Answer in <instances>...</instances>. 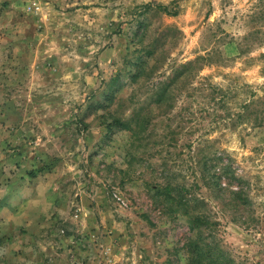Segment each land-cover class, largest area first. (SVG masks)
<instances>
[{
    "label": "rangeland",
    "instance_id": "374dc122",
    "mask_svg": "<svg viewBox=\"0 0 264 264\" xmlns=\"http://www.w3.org/2000/svg\"><path fill=\"white\" fill-rule=\"evenodd\" d=\"M214 155L255 221L220 253L264 264V0H0V264H188L156 191L216 212Z\"/></svg>",
    "mask_w": 264,
    "mask_h": 264
},
{
    "label": "trees",
    "instance_id": "16d2710c",
    "mask_svg": "<svg viewBox=\"0 0 264 264\" xmlns=\"http://www.w3.org/2000/svg\"><path fill=\"white\" fill-rule=\"evenodd\" d=\"M157 8L167 15H177V12H171L166 6H158ZM162 95H165V92ZM115 124L122 129L139 134L132 126L131 120H116ZM136 126L140 129L143 125L139 123ZM213 157L212 159L201 158L200 174L203 182L201 187L206 188L211 194L212 200L217 202L214 206L217 209L216 212L209 209L210 206L212 207V201L204 196L199 199L182 197L184 188L181 190L179 186L168 184L165 187H158L159 189L156 191L159 195H165L166 203L169 204L172 212L187 219L191 234H197L195 238L193 236L188 241L192 248L188 264L231 263L229 259H224L219 249L218 237L221 221L231 218V222L245 227H251L252 222H255L253 217L250 218L252 216L253 197L248 180L237 173L232 162L224 164L222 157L217 155ZM176 191L178 194L174 197L172 194Z\"/></svg>",
    "mask_w": 264,
    "mask_h": 264
}]
</instances>
